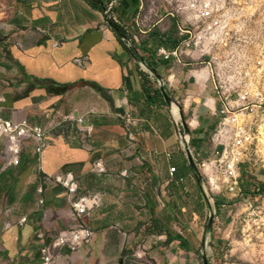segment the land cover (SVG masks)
Segmentation results:
<instances>
[{"label": "crops", "instance_id": "crops-1", "mask_svg": "<svg viewBox=\"0 0 264 264\" xmlns=\"http://www.w3.org/2000/svg\"><path fill=\"white\" fill-rule=\"evenodd\" d=\"M109 1L0 0V118H27L51 129L41 163L32 141L13 152L0 140V264H42V246L81 222L92 228V240L76 251L53 249L50 264H205L208 248L214 256L221 250L211 237L212 204L188 159L189 143L178 136V119L166 110L157 81L189 114L199 157L218 119L212 114L220 106L217 82L210 68L156 57L169 48L163 44L174 38L178 22L165 33L158 28L176 10L150 23L138 19L151 28L145 44L154 48L137 57L103 16ZM116 3L114 21L134 22L139 0ZM138 60L149 68L145 77ZM127 113L136 118L132 146ZM41 167L72 171L79 192L98 194L100 204L78 217L62 186L48 183L38 191Z\"/></svg>", "mask_w": 264, "mask_h": 264}, {"label": "built area", "instance_id": "built-area-1", "mask_svg": "<svg viewBox=\"0 0 264 264\" xmlns=\"http://www.w3.org/2000/svg\"><path fill=\"white\" fill-rule=\"evenodd\" d=\"M115 5L116 0H110L104 7L103 16L106 21L114 20L112 12ZM241 9L242 12L255 11L256 6L253 0H246L243 5H232L230 8L225 4L220 5L218 0L182 1L177 7L181 17V23L177 25V45L172 49L160 48L155 53L156 57L163 60L174 59L179 63L183 55L191 57L194 61L196 57L201 59L205 56V50L209 49L211 52L215 45L223 48L222 52L210 54V60L200 62L206 68L214 66L216 76L223 82L221 86L216 83L220 106L212 110V114L219 120L216 133L212 136L214 157L209 163L202 162L200 166L202 169L207 163V175L215 177L214 186L225 187L231 193L241 191L240 164L245 160L255 161L249 150L252 147L256 149L258 144H264L260 133V128L264 126V48H260L255 55L246 56L243 48L239 46L246 41L255 42V37L251 36V40L242 36L243 26L248 22L249 14L246 15L245 21H241L233 29L234 35H230L231 32L228 31L229 19L238 16L236 13ZM190 27H196L198 31L191 30ZM138 65L147 70L141 62H138ZM157 82L159 86L164 85L161 80ZM71 119L70 116L64 117V120ZM77 121L83 123L84 118L80 116ZM124 123L129 145L132 146L134 134L131 128L136 124V118L127 113ZM50 137V128L33 124L27 118H0V140L8 142L13 152H18L23 141H32L34 150L39 155V163L42 162L44 150L50 144ZM187 148L190 149L188 144ZM197 166L199 167L198 163ZM93 168L98 172L104 171L100 162H95ZM175 171L176 167L171 166V174ZM41 173L38 191L43 192L44 185L48 183L62 186L66 190L72 210L78 217L90 215L93 208L100 204L98 194L79 192V182L72 171L48 173L41 167ZM26 220L27 218L23 217L20 223ZM92 235V228L84 222L61 230L52 243L42 246V264H50L53 261V249L68 247L76 251L89 243Z\"/></svg>", "mask_w": 264, "mask_h": 264}, {"label": "rangeland", "instance_id": "rangeland-1", "mask_svg": "<svg viewBox=\"0 0 264 264\" xmlns=\"http://www.w3.org/2000/svg\"><path fill=\"white\" fill-rule=\"evenodd\" d=\"M184 0H139L140 10H135L130 17V19H135L134 22L127 23V25H119L117 22L112 20L115 24L120 26L123 33L125 34L124 42L129 49H131L137 57H144L145 52H151L154 48L152 44L146 45L147 40V30L146 26L141 25L140 22L137 23L138 19H142L145 23H150L157 19L158 16L162 15L164 11L171 9L176 10L173 13L174 17L170 20H165L162 22L158 30L163 31V33L168 32L172 23L176 24L180 22V12L177 10L178 5ZM256 6L255 11L242 12V9L236 14L238 16H233L229 19V29L230 35H234L233 29L241 21L246 20V15H248V22L243 26V38L253 39L255 37V42H243L239 46L243 48L246 56L255 55L260 48H264V0H253ZM118 2V1H117ZM246 2V0H218L220 5L225 4L226 7L230 8L232 5L241 6ZM117 4V3H116ZM119 8V5L116 9ZM116 15V11L112 12V16ZM117 18V17H116ZM118 20V19H117ZM174 29V38L177 40L179 38L177 27ZM191 30H195L196 27H190ZM198 31V29H196ZM228 32V33H229ZM251 36L253 38H251ZM211 48V46H210ZM206 54L201 59L196 57L194 61H191L189 56H181V62L186 65L187 68H193L195 65H200L203 60H210V54L222 52L223 48L215 45L209 49L205 50ZM197 59V60H196ZM142 65H145L143 61L138 60ZM138 69L142 73H148L137 65ZM205 68V65L195 66L194 68ZM211 81L214 80L219 86L223 85L222 80L218 78L215 74L214 66L210 67ZM175 102V101H174ZM168 113L170 114V105H167ZM175 118V117H174ZM185 120L188 122L189 114L184 115ZM218 119H215L216 127L212 124L209 126V137L207 141V149L205 153L199 157L194 151V146L192 144V139L190 137V128L185 131L182 125V118L174 121L175 128L178 136L186 143H189V147L193 150L192 155L195 162L199 164L198 171L200 175L201 184L203 190L209 196L210 202L212 204V210L209 214L208 221L210 217H213L212 229V240L216 243L220 241L221 250L218 255L214 256L211 249L208 248L207 264H264V144H258V147H252L249 151L252 152L255 161L245 160L240 164L241 169V191L237 193L228 192L225 187L216 188L214 175L208 174V170L202 167L200 164L202 162H210L213 157L214 143L212 136L216 133L218 126ZM215 127V128H214ZM261 137L264 139V126L260 128ZM189 136L188 141H186V136ZM196 146V142L194 143ZM186 146V150H187ZM208 165V164H207ZM211 179H210V178ZM211 180V183H210ZM213 184V185H212ZM215 196H219L224 202L221 205L220 212L216 211L215 207ZM235 203V205H232ZM234 215L233 221H231V216ZM227 216L230 217L226 220ZM231 221V222H230ZM230 222V223H229ZM209 235V234H208ZM221 237L223 239L221 240ZM212 245V242L209 243ZM238 245L237 247H234Z\"/></svg>", "mask_w": 264, "mask_h": 264}, {"label": "water", "instance_id": "water-1", "mask_svg": "<svg viewBox=\"0 0 264 264\" xmlns=\"http://www.w3.org/2000/svg\"><path fill=\"white\" fill-rule=\"evenodd\" d=\"M160 91H161V94L163 95L164 100L169 105H171L173 103L174 105H176L178 107V110H179V113H180V117L182 118L183 128H184L185 131H188L189 130V127H188L187 121L184 118L183 112L181 111V108H180V105L178 104V102H173V101L170 100V97L165 92L163 85L160 86ZM187 154H188V159H189L191 165L194 168H196V170L198 171L197 163L195 162L194 157H193V155L191 153V150L189 148L187 149ZM198 173H199V171H198ZM212 222H213V217L211 216L210 219H209V224L208 225L211 226L212 225ZM204 261H205V264H207L206 258H204Z\"/></svg>", "mask_w": 264, "mask_h": 264}, {"label": "trees", "instance_id": "trees-1", "mask_svg": "<svg viewBox=\"0 0 264 264\" xmlns=\"http://www.w3.org/2000/svg\"><path fill=\"white\" fill-rule=\"evenodd\" d=\"M108 24L114 29V31L119 35V36H121V37H124L125 38V34L123 33V31H122V29L117 25V24H115L113 21H108ZM161 40H163V39H161ZM167 42V41H166ZM164 43V42H163ZM163 43H161V44H163ZM177 43H178V39L176 40L175 38H173V39H169L168 38V45H166V44H163L165 47L167 46V47H169L168 49H172V48H174L176 45H177ZM134 54V53H133ZM134 56H136V55H134ZM140 75L142 76V77H145V74L144 73H142V72H140ZM196 175H197V177L200 179V175H199V173H198V171L196 170ZM215 198V206H216V208L217 209H220V207H221V204H223L224 202H222V200H221V198L219 197V196H215L214 197Z\"/></svg>", "mask_w": 264, "mask_h": 264}, {"label": "bare ground", "instance_id": "bare-ground-1", "mask_svg": "<svg viewBox=\"0 0 264 264\" xmlns=\"http://www.w3.org/2000/svg\"><path fill=\"white\" fill-rule=\"evenodd\" d=\"M170 110H171L172 114H174L176 116V118L179 120L180 119V113H179L178 107L176 105H174V104H171ZM187 141H188V139H187ZM204 168H206L208 170L209 169V165H207V163H206Z\"/></svg>", "mask_w": 264, "mask_h": 264}]
</instances>
